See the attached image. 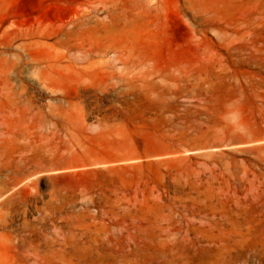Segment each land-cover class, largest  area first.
<instances>
[{
    "label": "rangeland",
    "instance_id": "obj_1",
    "mask_svg": "<svg viewBox=\"0 0 264 264\" xmlns=\"http://www.w3.org/2000/svg\"><path fill=\"white\" fill-rule=\"evenodd\" d=\"M94 263L264 264V0H0V264Z\"/></svg>",
    "mask_w": 264,
    "mask_h": 264
},
{
    "label": "bare ground",
    "instance_id": "obj_2",
    "mask_svg": "<svg viewBox=\"0 0 264 264\" xmlns=\"http://www.w3.org/2000/svg\"><path fill=\"white\" fill-rule=\"evenodd\" d=\"M92 253H93V252H92ZM92 253H91V254H92ZM93 254H94V253H93ZM99 254H100V253H99ZM72 257H73V256H72ZM84 257H85V255H84ZM91 257H92V256H91ZM78 258H80V257H78ZM87 258H88V256H87ZM87 258H86V260H89V259H87ZM93 258H94V257H93ZM102 258H103V257H102ZM91 259H92V258H90V260H91ZM103 260H104V259H103ZM78 261H79V260H78ZM94 264H95V263H94Z\"/></svg>",
    "mask_w": 264,
    "mask_h": 264
}]
</instances>
